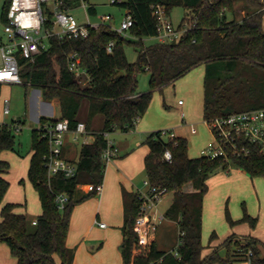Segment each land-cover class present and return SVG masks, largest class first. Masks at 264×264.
Segmentation results:
<instances>
[{
	"label": "trees",
	"instance_id": "trees-1",
	"mask_svg": "<svg viewBox=\"0 0 264 264\" xmlns=\"http://www.w3.org/2000/svg\"><path fill=\"white\" fill-rule=\"evenodd\" d=\"M241 1L246 14L239 20L235 14L237 3ZM73 4V0H63L62 7L72 10ZM114 4L132 14L135 24L130 34L134 39L121 36L105 24L91 28L87 38L53 36L48 40V48L34 60L20 59L24 84L42 88L46 101H59L60 117H42V124L66 119L71 128H75L80 121L78 114L82 101L87 98L88 129L90 121L99 114L104 118V125L99 131L92 132L93 140L81 145L79 158L75 161L78 171L73 177L62 173L49 176L45 165L49 139L43 128L33 129L28 178L42 211L31 217L26 211H17L26 206L19 202H7L0 211V242L8 245L17 264H73L75 249L67 245L70 221L76 205L96 195L95 192H84L79 185L104 180L106 162L102 154L107 140L103 132L134 129L137 120L147 112L156 91L162 92L194 68L205 65V121L235 111L264 107V0H125ZM156 5H162L169 16L174 7L182 6L189 11L191 20L197 18L196 22L177 41L157 40L146 44L144 39L156 36L159 31L158 20L153 15ZM8 6L6 1L3 15ZM90 9L96 13L95 8ZM187 19L183 18L180 26ZM111 41H115V47L108 53L107 46ZM128 44L137 50L138 57L134 62L126 55ZM73 52L78 53L82 66L87 69L91 78L89 83L69 70L68 56ZM142 71L150 76L149 89L145 92L138 88V75ZM1 89L2 84L0 92ZM16 144V134L10 125L0 127V203L11 185L4 177L10 170V162L3 159L1 153L5 150L19 153ZM144 144L149 147L145 156L146 177L152 184L174 192L166 216L178 224V243L167 250L153 242L148 251L138 253L134 223L141 201L138 192L123 189V240L119 246L123 264H233L244 260L249 251L253 252L252 264H264L262 242L257 238L243 236L241 242L233 233L214 247L211 243L217 238L216 232L212 233L207 246L203 244L202 236L209 178L220 170L228 171L234 167L242 168L251 177L264 176V156L254 149L249 156L230 153L229 158L192 157L187 138L177 136L167 140L162 130L149 133ZM167 149L173 155L171 162L163 157ZM187 185L192 189L187 190ZM63 192L68 194L69 200L60 209L55 197ZM226 217L232 226L242 221L249 222L252 227L257 225V218L246 211L240 220H234L227 208ZM35 219L37 223L33 224ZM234 246L244 252L240 258L226 259ZM220 248H227L226 256L220 255Z\"/></svg>",
	"mask_w": 264,
	"mask_h": 264
},
{
	"label": "rangeland",
	"instance_id": "rangeland-1",
	"mask_svg": "<svg viewBox=\"0 0 264 264\" xmlns=\"http://www.w3.org/2000/svg\"><path fill=\"white\" fill-rule=\"evenodd\" d=\"M6 1L0 0V29L3 25L2 15ZM113 1L73 0L72 12L78 21L82 23H86L88 17L91 22H101L102 16L110 14L113 16V19L106 24L117 28L120 26L126 10L118 4H114ZM117 1L121 2L125 0ZM92 7L96 9V13L91 11L90 8ZM188 15L189 11L182 6L174 7L170 12V18L176 26H179L183 18ZM190 20V16H188V19L184 22L187 23ZM128 38L134 39V36ZM144 41L146 44H151L157 40L155 38H145ZM125 52L129 61L134 62L137 60L138 53L134 45H126ZM205 72V65H200L177 80L175 85L166 87L162 92L156 91L147 112L141 118V121L152 129L149 130V133L168 129L176 132L181 137L187 138L189 141V155L193 157L201 156L203 149H207L215 144L212 130L203 117ZM149 77V73L146 71L139 73L138 88L140 92L148 91ZM34 91H37L34 101L38 105L43 100L42 88L27 86L25 84H5L2 86L0 92V105L5 97H9L11 103V113L4 117L0 116V120H4L5 123H11L13 120L21 119L24 122L23 130L16 134V146L19 149V153L12 150L3 151V155L11 164L10 172L8 173L11 185L7 194H12L10 195L12 198L20 197L18 198L20 199L18 202L22 204L26 203L25 207L31 217L37 216L40 210L38 195L27 174L32 132L33 129L39 128V121L36 120V117L32 113V96ZM180 100L186 102V104L181 106L179 104ZM51 101L56 103L53 104L54 114L49 115V117H58L60 114L59 101L57 99ZM88 110L89 100L84 98L78 114V118L81 121H88ZM192 124L197 129V133L191 132ZM90 125L93 130L102 129L104 125L103 116L101 114L96 115L90 121ZM144 133L146 137L149 135L148 130L144 131ZM144 133L143 135H145ZM123 134V131L117 130L112 133V137L116 138L117 141H121V135ZM164 138L168 140L169 135H165ZM236 169L234 167L228 171L220 170L212 175L209 180V190L204 200L202 234L203 244L206 246L210 244L213 232H216L217 238L213 240L211 245L215 244L216 246L233 233L244 235L253 230L257 232L261 239L262 237L264 238V190L263 188L258 190L252 184H242L233 180L226 182V177L234 173L235 171L233 170ZM258 177L263 178L262 184L264 185V176ZM146 178L145 174L139 178V187H144V180ZM186 189H192L191 185H187ZM83 191L85 192V190ZM173 199L174 192L169 191L159 203L160 212L165 215V219L159 224L154 240L160 248L167 250L177 245L179 235L178 224L166 216V212L171 206ZM227 208L234 220H240L244 216V211L252 217L257 218L256 227H252L249 222L244 221L233 226L230 225L226 217ZM239 240L243 242V237H239ZM243 252L241 248L234 246L232 251L227 255V248H220V255H227L225 258L228 260L240 258ZM242 261H235L233 264H241Z\"/></svg>",
	"mask_w": 264,
	"mask_h": 264
},
{
	"label": "built area",
	"instance_id": "built-area-1",
	"mask_svg": "<svg viewBox=\"0 0 264 264\" xmlns=\"http://www.w3.org/2000/svg\"><path fill=\"white\" fill-rule=\"evenodd\" d=\"M9 6L2 15L3 25L0 29V84H24L21 76L20 59L25 58L34 60L35 57L49 46V38L56 36L59 39L65 38H87L91 28H98L110 22L113 16L110 14L101 17V22H91L87 18L86 23L79 22L72 10L62 7L63 0H17L15 9L13 0H7ZM119 2L114 0L113 3ZM85 6V5H84ZM24 14L34 23L31 28H21L16 22V17ZM51 15V16H50ZM153 15L158 20V34L152 38L160 42H172L181 38L183 33L192 28L196 19H192L181 26H176L165 8L162 5H156ZM50 23V26L48 25ZM135 24L134 18L130 12L126 13L117 28L112 27L121 36L128 38L130 29ZM115 47V41H111L107 46V52L112 53ZM69 70L76 77L85 78V83H89L91 78L87 69L82 66L81 59L77 52L68 56ZM183 104V101H179ZM11 113L10 98L5 97L0 105V116L4 117ZM140 119L137 120L136 124ZM24 122L21 119L13 120L11 123H5L0 120V127L9 124L14 134L23 130ZM206 123L212 130L215 138V144L202 150V155L215 158L223 156L229 158V154L238 156H249L254 149L264 156V107L235 111L225 115L212 118ZM39 128H43L45 135L49 139V152L45 156V165L49 176L62 173L67 177H73L77 174L78 167L75 162L70 161L64 155L68 138L73 141L84 144L90 141V131L86 122L79 121L75 128H71L68 120L48 121L41 123ZM133 130V129H131ZM193 133L197 132L194 125L191 126ZM104 137L107 145L103 151V160L107 163L114 160L119 155L118 145L112 137V132L104 131ZM162 135H169V139L176 138L172 130H162ZM167 161H172L173 155L170 149H167L163 155ZM79 188L85 192H95L100 195L103 192V183H89L79 185ZM136 192L140 198V208L138 216L134 223V230L137 234L138 253H145L153 244L158 231L159 224L165 219V215L160 212L159 203L169 190L166 187H159L152 184L148 178L144 180V188ZM55 200L60 209H63L69 200L66 192L56 194ZM37 220H33L36 224ZM100 226L106 224L100 222ZM175 254L178 255L177 251ZM252 251H249L241 264H252ZM151 264H155L152 262Z\"/></svg>",
	"mask_w": 264,
	"mask_h": 264
},
{
	"label": "crops",
	"instance_id": "crops-1",
	"mask_svg": "<svg viewBox=\"0 0 264 264\" xmlns=\"http://www.w3.org/2000/svg\"><path fill=\"white\" fill-rule=\"evenodd\" d=\"M245 14L246 9L243 8V2L237 3L236 17L241 20ZM228 16L231 18L232 14L229 13ZM36 93L37 91H34L32 96V113L33 116L36 117V120L40 121L42 117H49V115L54 114L53 104L56 102L46 101L43 98L37 105L34 101ZM185 104L186 102H183L181 106ZM58 117H60V114ZM146 130H148L149 133V130L152 129L140 119L133 130L123 132L124 134L121 135V141H117L116 138L113 137L118 145L119 155L106 164L105 176L102 182L104 186L102 194L90 197L74 208L67 237V245L75 249L73 264H123V258L119 248L123 240L121 229L124 223L123 189L137 191L138 189L144 188L139 187L140 183L138 180L141 176H144V174L146 176L145 156L149 152L148 145L145 146L144 144L147 138L144 133ZM89 131L91 132L89 139L93 140L92 132L99 130H93L90 125ZM143 133L145 135H143ZM175 134L179 136L176 132ZM80 147L81 143L75 142L69 137L65 147V156L72 162L77 161ZM28 155L27 174L32 152L30 151ZM1 157L6 159L3 152L1 153ZM7 158L9 157L7 156ZM233 171L235 172L226 177V182L233 180L242 184H252L253 187L255 186L258 190L262 188L264 190V185L262 184L263 178L251 177L242 168H237ZM8 173L4 175L7 179ZM10 195L12 194H6L4 201L0 203V211L5 203L18 202L20 200L18 199L20 197L12 198ZM17 211L28 212L27 208L23 207L18 208ZM41 211L40 205L39 214ZM100 222H104L106 226H100ZM238 236H251L259 239L262 244H264V238L262 237V240L257 232L253 230L250 233L244 235L239 234ZM212 246L215 247L216 245L213 244ZM0 264H17V259L12 255L8 245L2 242H0Z\"/></svg>",
	"mask_w": 264,
	"mask_h": 264
},
{
	"label": "clouds",
	"instance_id": "clouds-1",
	"mask_svg": "<svg viewBox=\"0 0 264 264\" xmlns=\"http://www.w3.org/2000/svg\"><path fill=\"white\" fill-rule=\"evenodd\" d=\"M17 4V0H13V8L15 9ZM16 22L19 24L21 28L27 29L33 27L34 23H38L35 21L30 20L27 16L24 14H21V16L16 17Z\"/></svg>",
	"mask_w": 264,
	"mask_h": 264
}]
</instances>
